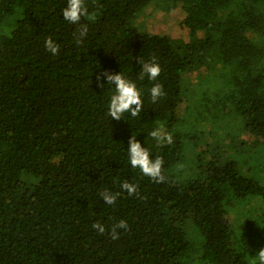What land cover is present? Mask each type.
<instances>
[{
	"label": "trees",
	"instance_id": "trees-1",
	"mask_svg": "<svg viewBox=\"0 0 264 264\" xmlns=\"http://www.w3.org/2000/svg\"><path fill=\"white\" fill-rule=\"evenodd\" d=\"M206 1L85 0L88 16L71 24L62 15L68 0H0V264H259L264 0H216L211 15L203 12ZM176 6L188 32L201 33L197 40L185 43L148 27L156 12ZM110 14L125 21L111 40H142L108 55L97 40L66 44L67 31ZM49 36L60 45L57 55L45 48ZM153 56L162 68L155 81L141 78L139 63ZM197 64L204 69L191 78ZM105 72L137 85L139 115H108L116 88ZM156 83L165 95L153 103ZM58 119L70 122L74 145L51 159ZM157 128L172 135L171 144L150 135ZM246 133L254 135L248 146L235 141ZM132 137L152 159L163 158L164 182L131 166ZM223 140L226 149L214 145ZM65 165L94 169L108 191L120 193L116 203L47 174ZM124 181L136 184L138 195L129 196ZM121 220L129 228L117 229L113 240ZM97 222L103 233L92 227Z\"/></svg>",
	"mask_w": 264,
	"mask_h": 264
},
{
	"label": "rangeland",
	"instance_id": "rangeland-1",
	"mask_svg": "<svg viewBox=\"0 0 264 264\" xmlns=\"http://www.w3.org/2000/svg\"><path fill=\"white\" fill-rule=\"evenodd\" d=\"M216 7V0H207L203 8V12L206 15H211ZM157 21L153 17L149 18L148 27L158 31H165L168 34L177 37L179 36L183 42L189 43L198 39L201 35L190 34L183 24V18L185 13L181 6L174 7L170 12L158 11L155 13ZM86 28V30H85ZM125 28V21L118 18L114 14L107 15L100 23L94 26L73 27L70 31H67L66 44L71 43L75 45H84L85 41L97 40L104 48H101L103 54L109 53L120 54L123 50L128 49L133 43H137L142 40L141 35H135L132 42L123 44L118 43L110 39L112 32H121ZM204 69L203 65L197 64L196 68L189 72L191 78H195L200 71ZM19 85L24 89L25 84L22 79L19 80ZM186 101H184L185 105ZM184 107V106H183ZM254 135L250 133L243 134L238 137L236 142L244 141L243 145L248 146V139H252ZM215 138L214 134L205 136V139L210 141ZM231 140V139H229ZM229 140L216 141L215 146L221 149H226ZM74 141L71 136V124L66 119H58L57 121V134L53 145L50 147V158L55 159L57 157V151L63 146H73ZM199 149H203L206 145L197 140ZM194 149H186L189 158ZM204 158L208 157V154H204ZM47 174L55 179H58L62 184L66 186H85L89 190L101 194L104 191H108V185L103 182V177L98 174L94 169H80L70 165L62 166L61 169L55 166H50ZM251 205V204H250ZM252 206V205H251ZM235 228V227H234Z\"/></svg>",
	"mask_w": 264,
	"mask_h": 264
},
{
	"label": "clouds",
	"instance_id": "clouds-1",
	"mask_svg": "<svg viewBox=\"0 0 264 264\" xmlns=\"http://www.w3.org/2000/svg\"><path fill=\"white\" fill-rule=\"evenodd\" d=\"M63 18L71 24H78L82 17L88 16V8L85 4V0H68L67 7L62 10ZM86 30V28H85ZM45 48L53 55H57L60 51V45L55 43L51 36L45 41ZM139 63L142 65L141 78L146 74L149 80L155 81L161 75L162 68L159 63L156 62V58L153 56L151 60L145 61L139 58ZM106 77L108 84H114L116 93L111 97L108 115L111 118L119 120L122 114L130 112L131 116L136 117L143 109V102L141 99V92L137 88V85L126 79L121 73L110 74L108 72L103 73ZM151 99L155 103L161 96L165 95L163 85L160 83L154 84L150 89ZM150 135L157 141H163L167 144H171L173 137L171 134L164 133L163 128H157L152 131ZM129 162L133 168H139L143 175L150 177L157 183H162L165 180L163 175V158L157 156L155 159L150 157L149 151L141 146V143L136 140L135 137L129 141ZM120 187L128 193L129 196L134 194L138 195V186L136 184L124 181ZM101 196L105 203L114 205L120 193H112L110 191H104ZM94 229L100 233L105 231L104 225L99 222L93 224ZM129 225L126 220H121L118 224L114 225L110 236L113 240L120 238V233L117 229L127 230ZM259 264H264V248L258 251V255L255 258ZM255 264V261L253 262Z\"/></svg>",
	"mask_w": 264,
	"mask_h": 264
}]
</instances>
